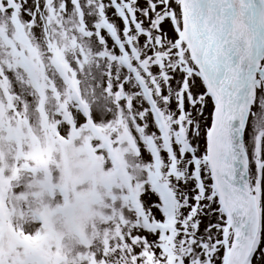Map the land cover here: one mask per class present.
<instances>
[{
    "label": "snow or ice",
    "instance_id": "obj_1",
    "mask_svg": "<svg viewBox=\"0 0 264 264\" xmlns=\"http://www.w3.org/2000/svg\"><path fill=\"white\" fill-rule=\"evenodd\" d=\"M0 264H264V0H0Z\"/></svg>",
    "mask_w": 264,
    "mask_h": 264
}]
</instances>
